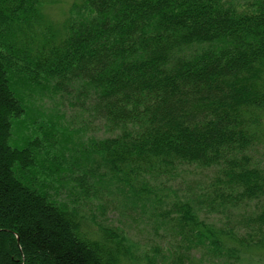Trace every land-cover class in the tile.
Masks as SVG:
<instances>
[{
    "label": "trees",
    "instance_id": "16d2710c",
    "mask_svg": "<svg viewBox=\"0 0 264 264\" xmlns=\"http://www.w3.org/2000/svg\"><path fill=\"white\" fill-rule=\"evenodd\" d=\"M40 1L0 0V264H259L264 206L244 225L229 215L264 201L249 154L264 121V0H79L60 28ZM44 99L109 135L44 115ZM32 128L43 143L24 137ZM48 148L52 163L40 157ZM190 167L216 175L173 192L168 179ZM67 175L84 195L110 183L150 212L173 237L170 258L136 259L117 228L83 233L78 209L51 195Z\"/></svg>",
    "mask_w": 264,
    "mask_h": 264
},
{
    "label": "rangeland",
    "instance_id": "374dc122",
    "mask_svg": "<svg viewBox=\"0 0 264 264\" xmlns=\"http://www.w3.org/2000/svg\"><path fill=\"white\" fill-rule=\"evenodd\" d=\"M234 5L242 6L250 3L253 0H228ZM79 3V0H41V10L45 17L54 24L57 28H60L61 23L64 21L70 6ZM36 107L41 108L44 115L48 117H56L62 119L64 125H69L73 131L85 132L86 138L93 137L95 139H103L107 134L104 128L95 122H90L82 117L77 110H69L65 102L60 100L49 101L43 100L41 103L36 102ZM57 108L61 116L56 114ZM40 110V109H39ZM55 113V114H54ZM42 114V113H41ZM262 133L257 136L256 141L253 144V148L249 151L250 157L255 165L264 169V121L262 122ZM21 133L14 129L12 137L15 141H19ZM37 137L38 141L43 143L45 134L43 130L36 128L30 129L29 133H26L24 137L33 136ZM56 150L52 151L47 149L43 150L41 158L48 163H52V159L56 156ZM71 157L65 156V162L70 163ZM50 160V161H49ZM58 160V159H57ZM56 160V161H57ZM66 165L64 166V169ZM216 172L214 170H201L193 167L184 168L178 171L172 179H168V185L172 188L173 192L181 194L196 193L200 189L208 186L214 179ZM71 182V183H70ZM66 185L62 188L63 185ZM77 183L71 181L69 176L64 181L52 184L54 189L51 190V195L61 202L66 201L67 204H71L78 209L81 216V231L92 239H99L101 236V229H114L121 230L127 237L129 244L133 248L134 257L139 260H144L146 257H151L154 254L160 259L170 258L172 252L175 251L176 245L172 240L173 237L166 231L156 229L152 222L153 216L150 212L141 211V209L135 210L131 205L120 195H116L118 190L113 184H108L110 187H103L98 190L100 194H94V188L102 186L101 184H95L89 182V189H87L88 196L84 195L81 190L76 186ZM56 187V188H55ZM62 188V189H61ZM57 194L60 196H57ZM119 194V193H118ZM247 210H240L237 213L229 215L230 222L235 225H244V220L250 212H257L264 206V201L260 204H247ZM205 218L208 221H212L221 226L225 224L226 219L221 215L205 214ZM241 217L243 222H241ZM157 251L156 253L154 252ZM200 255L194 258L198 260ZM259 264H264V253L256 257ZM255 259V257H254ZM169 261V260H168ZM143 263V261H137L134 264ZM199 263L209 264L207 257L202 255V259ZM167 264V263H166ZM212 264H220L212 263ZM246 264V263H242Z\"/></svg>",
    "mask_w": 264,
    "mask_h": 264
}]
</instances>
